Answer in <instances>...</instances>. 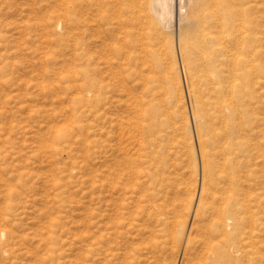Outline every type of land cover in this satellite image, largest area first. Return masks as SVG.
Here are the masks:
<instances>
[{
	"label": "rangeland",
	"instance_id": "374dc122",
	"mask_svg": "<svg viewBox=\"0 0 264 264\" xmlns=\"http://www.w3.org/2000/svg\"><path fill=\"white\" fill-rule=\"evenodd\" d=\"M171 2L166 28L150 0H0V264H264V0L211 2L207 24L227 51L216 63L235 71L223 93L200 32L180 42ZM142 16L157 22L161 50L147 96L129 54ZM228 103L243 140L232 167L241 229L217 230L211 198L196 231L195 117L217 121Z\"/></svg>",
	"mask_w": 264,
	"mask_h": 264
},
{
	"label": "bare ground",
	"instance_id": "6f19581e",
	"mask_svg": "<svg viewBox=\"0 0 264 264\" xmlns=\"http://www.w3.org/2000/svg\"><path fill=\"white\" fill-rule=\"evenodd\" d=\"M215 1L216 0H180V7L178 10V24L181 29L180 42L182 44L188 43L189 38L193 39V35L195 34V32L199 31L200 34L198 38L200 39L198 40V43L202 44V53L205 54L207 63L212 66V74L209 76L210 81L217 86L216 88L214 87L215 89H217V92H233V89L236 86L235 71L231 68L228 69V66L224 67L222 66L223 64L216 63L218 58L216 54L220 53L221 55H225L227 54V51L226 49H224L225 46L223 45L222 41H220L221 38L218 39L217 35H213L210 30L211 25L207 24V22L210 21L213 15L212 11L210 10L211 2L216 3ZM150 2V8L147 7L146 9H151L158 22L164 27L169 28L172 23L171 21H169L170 18H168L171 4L173 5L171 0H150ZM138 21L139 23L137 29L133 30L131 33L133 39L131 42L132 52L130 51L129 54L134 60V70L132 72V75L134 76V81H136L135 87L142 88L143 96H147L149 90V75H154L157 79H159L157 75H159L161 66V50L159 48L158 38L156 36L158 33V28L153 22L155 21V19L153 21L148 17L147 19H143L142 16L139 17ZM210 45H214L216 53H214L213 49L209 50ZM215 45H217V47H215ZM174 74H176L177 76L176 69L174 70ZM217 111L220 117L217 121H209L202 114L196 115L195 117L198 121H200L198 141L200 145V158L202 164V189L201 196L197 202L195 209L193 229L199 231L204 226L203 224L206 220L205 211L207 208V200L212 198L214 204L217 203V205H220L218 207H210L216 214V222L214 226L217 227V230L222 228L221 231L223 232H229L231 234L233 232L239 233L241 229V221L243 220V218L238 215V211L240 212L242 210V207L238 206V204H241L240 200L234 194H232V189H236L238 184V180L235 179V173H233L234 171L232 169L233 162L234 159L238 157V154L240 153V150L243 146L242 136L238 135L236 130L238 125L237 116L239 113L235 106H232L229 103L218 104ZM147 112L148 111L146 110L145 117L147 118L148 116L149 119V117L151 118L152 114ZM151 120L152 126L155 124V126L158 125L156 119L151 118ZM159 123L161 124V126L164 124L163 121ZM147 128L149 129L148 131H152L150 136L155 137L156 140L153 141L149 138L150 142L162 141L161 136L163 137L164 134L160 132V127H158L160 128L158 134L157 127L149 126ZM154 128L156 130H153ZM211 137H213V141H211ZM152 145L153 144H151V146ZM159 146L162 147V144L158 143V147ZM218 181H226V186H217L219 184ZM189 212H193V203H191ZM183 231H181V233H183ZM3 235V233L0 234V239H2ZM178 235L174 236L178 237ZM177 239H179L178 241L181 242L180 237H178ZM194 242V237H190L187 242L188 250L192 251L195 244ZM210 243L211 242L204 241V247L206 248L205 250H207V252L210 251V254L214 256V260H223L224 255H222V253L220 252L218 248L219 245H210ZM242 246L243 245L241 244V242H239L235 246L234 254L236 257L240 255V252L242 253Z\"/></svg>",
	"mask_w": 264,
	"mask_h": 264
}]
</instances>
